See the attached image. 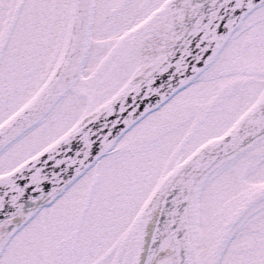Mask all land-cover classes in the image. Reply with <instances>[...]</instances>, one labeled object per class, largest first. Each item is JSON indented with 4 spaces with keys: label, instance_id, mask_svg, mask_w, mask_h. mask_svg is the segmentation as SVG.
Returning <instances> with one entry per match:
<instances>
[{
    "label": "snow or ice",
    "instance_id": "6c2138e0",
    "mask_svg": "<svg viewBox=\"0 0 264 264\" xmlns=\"http://www.w3.org/2000/svg\"><path fill=\"white\" fill-rule=\"evenodd\" d=\"M0 264H264V0H0Z\"/></svg>",
    "mask_w": 264,
    "mask_h": 264
}]
</instances>
